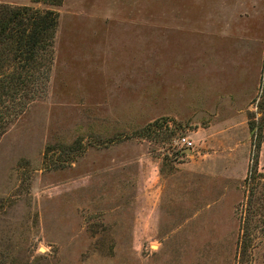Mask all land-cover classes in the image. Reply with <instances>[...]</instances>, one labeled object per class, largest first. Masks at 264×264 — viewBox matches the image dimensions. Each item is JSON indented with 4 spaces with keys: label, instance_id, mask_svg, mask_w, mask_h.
I'll use <instances>...</instances> for the list:
<instances>
[{
    "label": "rangeland",
    "instance_id": "374dc122",
    "mask_svg": "<svg viewBox=\"0 0 264 264\" xmlns=\"http://www.w3.org/2000/svg\"><path fill=\"white\" fill-rule=\"evenodd\" d=\"M0 4L59 16L0 136V264H264V0Z\"/></svg>",
    "mask_w": 264,
    "mask_h": 264
},
{
    "label": "trees",
    "instance_id": "16d2710c",
    "mask_svg": "<svg viewBox=\"0 0 264 264\" xmlns=\"http://www.w3.org/2000/svg\"><path fill=\"white\" fill-rule=\"evenodd\" d=\"M32 1L59 6L63 0ZM58 18V13L52 9L0 4V136L12 122V111L23 108L22 100L28 96L33 100L44 90ZM256 107L264 114V100L257 102ZM249 124L255 137L254 146L259 147L264 140V119ZM255 169L246 180L248 194L242 224L245 238H249L256 225L255 212L264 211V173ZM260 178L263 181L258 184ZM251 205L256 211H250Z\"/></svg>",
    "mask_w": 264,
    "mask_h": 264
},
{
    "label": "built area",
    "instance_id": "2783aa9c",
    "mask_svg": "<svg viewBox=\"0 0 264 264\" xmlns=\"http://www.w3.org/2000/svg\"><path fill=\"white\" fill-rule=\"evenodd\" d=\"M180 143L183 148H191L193 146V142H191L188 138L182 137L180 139Z\"/></svg>",
    "mask_w": 264,
    "mask_h": 264
},
{
    "label": "water",
    "instance_id": "95a60500",
    "mask_svg": "<svg viewBox=\"0 0 264 264\" xmlns=\"http://www.w3.org/2000/svg\"><path fill=\"white\" fill-rule=\"evenodd\" d=\"M191 151V149L190 148H188L187 150H185V153H187V152H190Z\"/></svg>",
    "mask_w": 264,
    "mask_h": 264
}]
</instances>
